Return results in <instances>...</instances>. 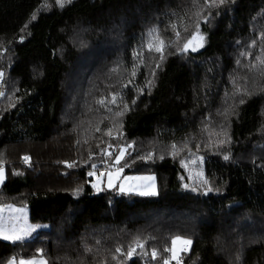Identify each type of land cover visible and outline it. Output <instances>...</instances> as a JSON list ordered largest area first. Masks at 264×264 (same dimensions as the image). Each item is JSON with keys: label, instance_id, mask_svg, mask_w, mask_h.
Segmentation results:
<instances>
[{"label": "trees", "instance_id": "16d2710c", "mask_svg": "<svg viewBox=\"0 0 264 264\" xmlns=\"http://www.w3.org/2000/svg\"><path fill=\"white\" fill-rule=\"evenodd\" d=\"M0 79V264H264V0H0Z\"/></svg>", "mask_w": 264, "mask_h": 264}, {"label": "rangeland", "instance_id": "374dc122", "mask_svg": "<svg viewBox=\"0 0 264 264\" xmlns=\"http://www.w3.org/2000/svg\"><path fill=\"white\" fill-rule=\"evenodd\" d=\"M69 0H58L59 3H65ZM124 149H121L113 163L118 164L122 159ZM94 185H99L109 189H118L122 192H134L141 194H155L158 192L157 179L155 174H126L121 171H115L114 168L105 171L97 172L94 170ZM141 176V177H137ZM29 208L26 205L14 206L12 204L0 205V237L15 241L16 238H21L27 235L26 232L19 230L18 227H24L28 223L33 229V224L28 218ZM47 227L46 224H42ZM32 236V233L29 234ZM190 241L185 238H175L172 246V259L179 257L181 251L188 249ZM17 264H48V261L43 256L19 258Z\"/></svg>", "mask_w": 264, "mask_h": 264}, {"label": "crops", "instance_id": "0c3cea01", "mask_svg": "<svg viewBox=\"0 0 264 264\" xmlns=\"http://www.w3.org/2000/svg\"><path fill=\"white\" fill-rule=\"evenodd\" d=\"M137 177H141V176H137ZM5 178H6V171H5L4 168H0V186L5 181ZM141 195H146V194H141ZM25 224L26 225L24 227H18V228H19V230L26 232L27 235H25V236H23L21 238H16L15 241H11V242H16V241L25 240V239H31V238H33L36 235V233L39 230H41L43 228V225L36 224V225H33V229H32V227L29 226L28 223H25ZM30 233H32V236L29 235ZM38 258H39V256H38ZM16 262L15 261H9L7 264H16Z\"/></svg>", "mask_w": 264, "mask_h": 264}, {"label": "water", "instance_id": "95a60500", "mask_svg": "<svg viewBox=\"0 0 264 264\" xmlns=\"http://www.w3.org/2000/svg\"><path fill=\"white\" fill-rule=\"evenodd\" d=\"M192 45V41L190 40L186 47L182 51H187L188 47ZM206 194V193H205Z\"/></svg>", "mask_w": 264, "mask_h": 264}, {"label": "built area", "instance_id": "2783aa9c", "mask_svg": "<svg viewBox=\"0 0 264 264\" xmlns=\"http://www.w3.org/2000/svg\"><path fill=\"white\" fill-rule=\"evenodd\" d=\"M1 80V79H0ZM108 169V165L104 166L102 170ZM94 171H92L93 173Z\"/></svg>", "mask_w": 264, "mask_h": 264}]
</instances>
